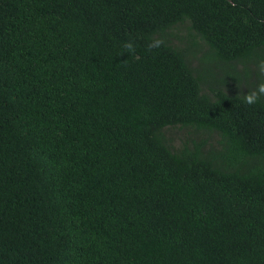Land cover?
Instances as JSON below:
<instances>
[{
    "label": "trees",
    "instance_id": "1",
    "mask_svg": "<svg viewBox=\"0 0 264 264\" xmlns=\"http://www.w3.org/2000/svg\"><path fill=\"white\" fill-rule=\"evenodd\" d=\"M262 59L264 0H0V264H264Z\"/></svg>",
    "mask_w": 264,
    "mask_h": 264
},
{
    "label": "clouds",
    "instance_id": "2",
    "mask_svg": "<svg viewBox=\"0 0 264 264\" xmlns=\"http://www.w3.org/2000/svg\"><path fill=\"white\" fill-rule=\"evenodd\" d=\"M163 44L164 41L162 39L151 40L147 45V50L152 51L163 46ZM124 48L129 54H134L136 50L135 44L132 41H126ZM256 70L260 82L254 88H250L247 94H243V102L247 105H255L261 98H264V59L257 63Z\"/></svg>",
    "mask_w": 264,
    "mask_h": 264
},
{
    "label": "rangeland",
    "instance_id": "3",
    "mask_svg": "<svg viewBox=\"0 0 264 264\" xmlns=\"http://www.w3.org/2000/svg\"><path fill=\"white\" fill-rule=\"evenodd\" d=\"M175 34H178L179 39H180V41L175 40L176 44L186 46L188 43H190V36L191 35L189 34V30L187 29L186 26H181L178 31H175ZM196 40L199 41L198 39H196ZM206 51H207L206 46L201 43V46H200L199 51H198V56L199 57L202 56L203 54H205ZM187 135H188V131L184 130V129L176 128V129H173L171 131V137L176 139V140L183 139Z\"/></svg>",
    "mask_w": 264,
    "mask_h": 264
}]
</instances>
